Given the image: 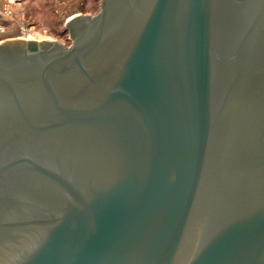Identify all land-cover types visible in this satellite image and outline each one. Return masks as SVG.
Listing matches in <instances>:
<instances>
[{"label":"water","instance_id":"obj_1","mask_svg":"<svg viewBox=\"0 0 264 264\" xmlns=\"http://www.w3.org/2000/svg\"><path fill=\"white\" fill-rule=\"evenodd\" d=\"M66 30L0 42V264H264V0Z\"/></svg>","mask_w":264,"mask_h":264},{"label":"rangeland","instance_id":"obj_2","mask_svg":"<svg viewBox=\"0 0 264 264\" xmlns=\"http://www.w3.org/2000/svg\"><path fill=\"white\" fill-rule=\"evenodd\" d=\"M101 2L102 0H0V10L9 6L14 12L12 20H4L8 28L0 33V42L22 38L19 24L23 21L21 14L24 12L26 19L36 25L41 37H49L52 41L70 47L72 40L66 30V22L74 16H96L101 10Z\"/></svg>","mask_w":264,"mask_h":264},{"label":"built area","instance_id":"obj_3","mask_svg":"<svg viewBox=\"0 0 264 264\" xmlns=\"http://www.w3.org/2000/svg\"><path fill=\"white\" fill-rule=\"evenodd\" d=\"M14 12L9 8V6L5 7L4 9L0 10V33L6 31L8 26L5 24L4 20H12L14 17ZM23 21L19 24L20 33L23 39H32L34 41L42 38H49V37H41L37 32V27L35 24L26 19V14L22 12L21 14ZM46 34V31L43 32Z\"/></svg>","mask_w":264,"mask_h":264},{"label":"bare ground","instance_id":"obj_4","mask_svg":"<svg viewBox=\"0 0 264 264\" xmlns=\"http://www.w3.org/2000/svg\"><path fill=\"white\" fill-rule=\"evenodd\" d=\"M43 39H49V38L38 39V40H36V42H38L39 40H43ZM27 40L34 41V40H32L31 38H30V39H27ZM50 40H51V39H50Z\"/></svg>","mask_w":264,"mask_h":264},{"label":"crops","instance_id":"obj_5","mask_svg":"<svg viewBox=\"0 0 264 264\" xmlns=\"http://www.w3.org/2000/svg\"><path fill=\"white\" fill-rule=\"evenodd\" d=\"M6 40V39H5Z\"/></svg>","mask_w":264,"mask_h":264}]
</instances>
